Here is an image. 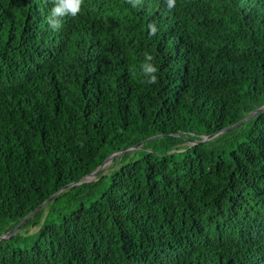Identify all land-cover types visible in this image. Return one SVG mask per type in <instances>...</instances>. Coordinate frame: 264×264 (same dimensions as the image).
Here are the masks:
<instances>
[{
    "label": "trees",
    "instance_id": "trees-1",
    "mask_svg": "<svg viewBox=\"0 0 264 264\" xmlns=\"http://www.w3.org/2000/svg\"><path fill=\"white\" fill-rule=\"evenodd\" d=\"M52 6L0 0V237L73 185L0 264H264V110L203 140L264 106V0Z\"/></svg>",
    "mask_w": 264,
    "mask_h": 264
},
{
    "label": "clouds",
    "instance_id": "clouds-1",
    "mask_svg": "<svg viewBox=\"0 0 264 264\" xmlns=\"http://www.w3.org/2000/svg\"><path fill=\"white\" fill-rule=\"evenodd\" d=\"M166 2L169 9L175 4V0H166ZM79 11L80 0H53V6L46 17L48 27L53 31L60 29L62 26V18L64 16L70 15L75 17ZM150 27L152 32L155 33V27ZM151 59V55L146 53V63L143 66V72L147 76L148 83H155L157 81V75L155 74L157 69L151 63H147V61H151Z\"/></svg>",
    "mask_w": 264,
    "mask_h": 264
},
{
    "label": "water",
    "instance_id": "water-1",
    "mask_svg": "<svg viewBox=\"0 0 264 264\" xmlns=\"http://www.w3.org/2000/svg\"><path fill=\"white\" fill-rule=\"evenodd\" d=\"M264 110V106L260 107L259 109L253 111L248 117H246L245 119H243L242 121H239L238 123L234 124V125H231L211 136H207L205 137L203 140H207V139H211L213 137H216L218 136L219 134L223 133V132H226L232 128H235L237 126H239L240 124H242L243 122L247 121L248 119L252 118L254 115H256L257 113L261 112ZM146 141H143L141 143H139L138 145L134 146V147H131V148H127V149H124L122 150L121 152H116V153H113L111 154L106 160L105 162L98 168L96 169L94 172H92L91 174L87 175L86 177H84L82 180H91L93 179L94 177H96V175L106 166L108 165L114 157L120 155V154H123L127 151H130V150H133V149H137L139 148L140 146H142ZM71 185L73 184H70L68 186H65L63 188H61L54 196L50 197L49 199H47L44 203H42L38 208H36L34 211H32L29 215H27L12 231H10L7 235H3L0 237V241H2L3 239H9L11 238L13 235H15L18 230L21 228V226L29 219L31 218L36 212H38V210H40L45 204H47L50 200H52L56 195H58L60 192L64 191L65 189H67L68 187H70Z\"/></svg>",
    "mask_w": 264,
    "mask_h": 264
},
{
    "label": "rangeland",
    "instance_id": "rangeland-1",
    "mask_svg": "<svg viewBox=\"0 0 264 264\" xmlns=\"http://www.w3.org/2000/svg\"><path fill=\"white\" fill-rule=\"evenodd\" d=\"M35 232H36V229L33 228L28 233L24 230V231H21L20 234H22L23 236L32 237Z\"/></svg>",
    "mask_w": 264,
    "mask_h": 264
}]
</instances>
